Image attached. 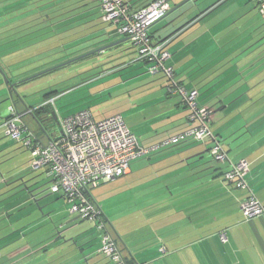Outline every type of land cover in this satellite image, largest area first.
<instances>
[{
    "label": "rangeland",
    "instance_id": "374dc122",
    "mask_svg": "<svg viewBox=\"0 0 264 264\" xmlns=\"http://www.w3.org/2000/svg\"><path fill=\"white\" fill-rule=\"evenodd\" d=\"M34 1L36 0H0V16H2L0 17V21H2L0 25H7L4 30L17 26V23L12 25H8V23L10 20L15 19L16 14L21 12L20 7L17 8L18 5L25 6V8H22V10H25L26 6ZM53 1L60 2V0ZM213 1L170 0L172 10L167 13L166 17L151 27L154 40L158 41L168 36L175 29L171 30L170 28L173 24L179 23L176 18L181 10L182 12H187L184 16L191 15L195 11L205 8ZM45 2L46 0H40L38 3L40 5ZM36 3L34 2V4ZM69 3L71 2H65L64 5L59 4L53 11H43L38 14V16L42 15V18L38 19V17L28 21L25 26H34L33 31L38 30L37 33L28 34L32 32L28 30L26 33L21 34L18 30L22 28L1 33L3 30L0 29V42H4L10 37L14 40L13 43H6L4 46H8L5 54L11 58V64L7 69L10 75L15 76L12 80L19 82L16 86L18 93H15L14 99L12 100L10 95L11 99H6L1 104L4 107H8L9 104H16L17 108L20 109L19 111H22L24 104H39L43 101L45 95L53 90L65 91L64 95L57 100V105L61 111L58 112V115L65 116L74 112V109L85 106L90 107L97 118L101 117V115L107 117L114 114H122L128 126L138 135L140 141H148V138L152 137L156 132L153 128L160 129V124L164 123L161 118H166V114L163 113L166 108L162 107L165 103H159L166 98V87L158 82V80L164 81L165 78L157 79L156 76L150 75L147 72L146 65L143 63H131L136 53L129 42H124L115 51L102 53L96 57H89L91 56L89 55L81 59L79 57L94 50L100 51V48L116 42L120 37H117L114 41L112 40V42L105 43L103 46L96 45L97 47L91 46L94 40H88L79 46H74V54H72L74 56L72 57L67 55L68 51L62 49L66 44L62 46L61 51L57 52L58 50L56 49L57 53L54 52L55 50L42 52L33 46L26 48L27 41L38 40L41 37L45 38L44 42L47 43L52 40L55 41L60 36H64L63 34L58 35L55 33L62 32L68 28H73L75 31L76 27L74 28V26L82 25V23H84L83 28L93 23H98V26L103 28V31L108 32L109 35L107 36H114L113 25L101 23L97 9H91L90 12L94 14L90 15V17L78 20V13L81 8H77L78 3L76 1H74V7ZM254 6V0H229L195 27L184 33L178 40L174 41L171 44V49L175 50L180 46L190 47V45L197 43L196 47L189 49V51L194 53V50L197 52L203 51L202 48L207 47L209 56L203 61L204 63L201 62L204 67V69L203 67L201 69L205 71L208 68L207 66L214 67L216 62L220 60L222 55L216 54H220L221 50H224V45L226 47V44L231 45L239 39H241L240 43L249 41L247 44L250 45L253 40L260 39L249 49V51L252 50L253 52L250 55L247 53L248 58L246 57L247 55L245 56L247 60L243 57L244 59L240 61L238 59L237 63L240 64L245 61L249 65H241V67L249 66L248 69L251 72L261 71L264 69V37L261 38L264 35V17L255 12ZM27 13L30 12L27 11ZM25 15L28 14L25 13ZM93 16L96 19L85 24ZM35 23L37 24L33 25ZM64 23H67V25L62 27ZM93 29L90 27L87 30L89 34L83 35L79 39L83 41L93 36L94 33L90 34ZM216 32H219L217 36L215 35ZM245 32H247L246 35L244 34ZM248 32H251V34H248ZM254 32L255 34H253ZM74 38L76 39L74 41L75 44L78 42V36L76 35ZM42 44L43 42L37 43L35 46ZM88 44L89 48H87ZM238 46L240 47V44L236 48ZM120 50V53L107 57L113 52ZM200 54L201 52L198 55ZM193 55L197 56L195 53L190 54V60L194 59ZM195 61V64H197L201 60ZM70 64L73 65L61 71L57 70ZM113 67L115 69L114 73L110 74L113 70L105 71ZM87 69L90 70L85 71ZM95 74L99 75V79L85 82V80ZM241 77L242 75L235 77L236 83ZM245 80L246 77L241 78L239 82L241 83ZM26 81L27 83H24ZM83 82L86 84H83ZM0 84L2 87L6 85L1 72ZM241 91L239 89L237 95ZM25 117L26 115H24ZM29 127L32 131L38 132V128L34 124L30 123ZM153 137L156 136L154 135ZM42 139L43 141H48V136L43 135ZM158 141H152L150 144L145 145L150 146L158 143ZM200 144L196 146L199 147ZM0 150H2L0 151V192L6 191V193L0 195V263L10 264L11 259L31 252L32 246L40 243L35 246L38 248L43 245L42 241L46 240L47 243H50L55 239L53 237L57 236L60 237L59 245L48 251V253L66 248L59 252V255H54L58 257L67 250L73 249L74 237L78 238L83 232L88 234L90 230L95 228L94 222L75 218L76 214L71 213V204L67 202L64 196L61 193L51 192L50 186L52 182L49 174L45 172V168L32 169L30 153L21 142L6 136L2 128H0ZM203 160L206 161L205 164H209L211 159L205 154ZM108 184L103 183L91 191L100 207L110 204V198L106 194L109 188ZM111 207L117 211L118 205L115 203ZM106 210L108 211L107 208ZM95 233L99 236L97 229ZM83 239H79V242H85L89 237L85 240ZM28 249L29 251L27 252ZM68 251L66 252L67 255L65 254L66 257L73 255V251ZM50 259L52 258L50 257ZM73 260L74 257H71L65 263L68 264Z\"/></svg>",
    "mask_w": 264,
    "mask_h": 264
},
{
    "label": "crops",
    "instance_id": "0c3cea01",
    "mask_svg": "<svg viewBox=\"0 0 264 264\" xmlns=\"http://www.w3.org/2000/svg\"><path fill=\"white\" fill-rule=\"evenodd\" d=\"M127 1L134 4L133 7H139L137 0ZM173 28L174 25L170 29ZM167 41L174 43L175 37ZM196 45L180 46L175 50L169 46L171 57L168 63L174 66L180 79L184 80L185 74L198 66L199 62L204 63L208 56L206 47L202 48L203 51L194 50L197 56L193 55L194 59L190 60V54L194 53L189 49ZM37 47L42 52H56L57 49L53 48L54 45H47V42ZM198 59L201 61L195 64ZM2 60L8 61L10 66L9 56ZM242 64L249 65L245 61ZM249 71L245 73L247 80L260 70ZM263 71L248 82L236 83L235 79L221 87L222 90L227 87L247 90L237 101L228 103L237 95L234 93L228 99L223 100L222 97L215 105L211 131L218 140H222L228 152L230 161L226 164L211 162L208 149L214 139L206 138L203 143L186 142L142 156L131 163L127 174L103 182L109 183L106 193L110 198L108 206L100 207L91 193V199L102 209L108 229L129 264H264V216L246 219L241 211V203L248 192L228 183L222 176L223 170L231 162L248 160V183L264 203V82L253 86L257 79L264 76ZM159 77L156 76L157 79ZM162 81L158 80L164 86ZM10 91L12 88L9 85L2 87L0 84V104L11 99ZM165 93L167 95V88ZM13 95L15 97L14 92ZM45 98L46 95L43 100ZM13 105L28 126L32 123L38 128V132L33 131L37 138L42 143H49V137L48 141H43V135L47 134L30 111L33 105L24 104L22 111L16 104ZM11 106L0 105V125L9 116ZM54 107L61 112L57 104ZM78 109H74V112ZM102 117L105 116L99 118ZM58 134L55 133L56 136ZM197 144L200 146L197 147ZM205 154L211 159L209 164L203 160ZM45 172L48 173L47 168ZM115 203L118 205L117 211L111 207ZM75 218L81 219L77 214ZM95 232L94 228L88 234L83 232L85 234L74 237V252L78 254L74 260L82 257V253L86 264H111L98 252L99 238ZM221 233L226 234V242L221 240ZM84 237L89 239L85 240ZM79 239L85 242H79Z\"/></svg>",
    "mask_w": 264,
    "mask_h": 264
},
{
    "label": "built area",
    "instance_id": "2783aa9c",
    "mask_svg": "<svg viewBox=\"0 0 264 264\" xmlns=\"http://www.w3.org/2000/svg\"><path fill=\"white\" fill-rule=\"evenodd\" d=\"M97 1L103 21L111 23L116 32L127 36L135 47L134 61H144L149 74H163L172 81L169 92L179 95L188 106L190 127L147 146L141 143L122 114L97 118L90 109H80L60 116L59 134L45 144L12 105L0 128L6 136L21 142L29 151L32 169L47 168L52 182L51 192L64 196L71 204V213L95 223L99 231L98 251L111 264H128L108 229L102 209L91 199V190L127 174L131 163L142 156L185 140L203 141L211 134L214 110L198 104V90L188 89L175 81V70L167 63L171 57L168 41H155L151 36V27L169 12L170 0H153L139 8L132 7L126 0ZM257 1L260 12L264 14V0ZM60 95L46 100L43 105H55ZM210 154L216 161L228 160L220 142L213 144ZM249 172L250 163L246 159L231 162L224 172L228 183L248 192L241 203L246 219L264 216V203L248 183ZM220 237L223 242L228 240L225 233Z\"/></svg>",
    "mask_w": 264,
    "mask_h": 264
},
{
    "label": "trees",
    "instance_id": "16d2710c",
    "mask_svg": "<svg viewBox=\"0 0 264 264\" xmlns=\"http://www.w3.org/2000/svg\"><path fill=\"white\" fill-rule=\"evenodd\" d=\"M74 1H76L78 3L77 8H81V11L78 13L79 14L78 18L76 17L78 20H82L84 18L86 19V17H88V16L90 17V15L94 14V13L90 12L91 9L95 8L99 12L98 18L101 20V23H103V24L104 23H109V22L103 21L102 15H101V11H100L99 2L97 0H60L59 3H57V1L54 2L53 0H46L45 3H42L40 5L38 3V2H40V0H36V1H34V2H37L36 4H34V2L28 4L26 6L25 10H22V8H25V6L22 7L21 4L18 5V6L16 5L17 8L20 7L21 12L16 14L15 15L16 16L15 19L14 20H10L8 25H12V24L17 23V26L11 27V28L9 27L7 30L6 29L4 30V28L7 25L6 24L0 25V29L3 30V31L1 30L2 31L1 33H5V32H8V31L10 32V31H12V30H14L16 28L17 29L22 28V29L18 30V32H20L21 34L26 33L28 30L32 31V32H30L28 34L37 33L38 30L33 31L34 30L33 29L34 26H32V25L29 26V27L25 26L28 21H31L32 19H34V18L36 19L38 17H39L38 19L42 18L43 17L42 15H41L42 17L38 16L39 13H42L43 11H48V10H52L53 11V9L55 7H57V6H59V4H63L64 5L65 2H71L69 4L74 7ZM152 1L153 0H137L136 3H139V7H142V6L148 5ZM195 1H197V0H195ZM228 1L229 0H214L213 2L208 4L205 8H203V9L197 11V12L195 11L191 15L182 16L180 18L179 17L180 15H182V14L185 15L187 13V12H182V10H181L180 13L177 14V18H176L177 21H179L181 19L179 21L178 25L173 24L175 29L171 33H169L168 36H166V37H164V38H162V39H160L158 41H167L168 39H170L172 37H175V41L178 40L182 35H184V33H186L191 28L195 27L198 23H200L202 20H204L206 17H208L212 13H214L216 10H218L223 4H225ZM254 1H255V6H254L255 12L259 13L260 15H262L264 17V14H262L260 12V6L258 4V1L257 0H254ZM133 5H131V6L133 7ZM16 6H14V7H16ZM14 7H12V8H14ZM40 7H42V8L40 9ZM139 7H134V8H139ZM27 11L30 12V13H27ZM25 13L28 14V15H25ZM0 17H2V16H0ZM178 18H180V19H178ZM7 19H10V18H7ZM94 19H96V18H94V16L92 18H89L85 22V24L87 22H93ZM20 20H23V21L20 22ZM1 22L2 21H0V23ZM36 24L37 23H35L33 25H36ZM83 24L84 23H82V25L79 24V25L74 26V28L76 27L75 31L73 30V28H68V29H64L62 32L55 33V34H58V35L59 34H61V35L63 34L64 36H60L57 40L55 39L56 41L52 40L51 43L48 42L47 45H54L53 48H57V50H58L57 52L61 51L62 49L66 50V51H68L67 55L72 57V56H74V55H72V54H74V46H79V45L83 44L84 42H86L88 40H94V42L92 43L91 46L92 47H97V46H103L107 42H112V40L114 41L119 36L127 37L125 35L118 34L116 32V29H115L114 26H113L114 27L113 31H114L115 34H114V36L111 37V36H107V35H109L108 32L103 31V28L99 27L98 23H93V24H91L89 26H86L84 28H83ZM66 25H67V23H64L62 25V27L66 26ZM90 27L94 28L93 31L90 32V34L94 33V35L88 37L87 39H84L83 41H81L79 38H81L83 35L89 34V33H87V30ZM71 30H72V32H71ZM50 31H52V30H50ZM218 33L216 32L215 35L217 36ZM12 34H14V33L12 32ZM244 34L246 35L247 32H245ZM248 34H251V32H248ZM253 34H255V32ZM253 34H252V36H253ZM76 35L78 36V38H77L78 42L74 44V41L76 40L74 37H76ZM151 36L153 37V33H151ZM263 37H264V35L261 38H263ZM10 39H11V37H10ZM45 40H46L45 38L41 37L40 39L38 38V40L27 41L25 46H26V48H30V47L33 46V47L38 49V47L35 46V44H37V43L39 44V43H42V42L44 43ZM240 40L241 39H239L237 42H233L231 45L226 44V47L224 45L223 46L224 50L223 51L221 50L220 54H216V55H222L220 60H218L216 62V64H215L216 68H215V66L214 67L213 66H207L208 68L204 71L203 70L204 69L203 64L201 62H199L200 65L195 66L193 69H190L189 72L187 73V75L184 76L185 77L184 80L179 78V74L177 75V72H176V69L174 68V66L167 62L169 65L173 66V68L175 70V74H176L175 81L178 84H182V85L186 86L188 89H192V90L196 89V90H198V92H199L198 104L200 106L211 107L214 110V115H215V105L218 102H220L222 97H223V100L228 99V98H230L232 96V94L237 93V91H238L235 88L232 90L231 89L232 87H227V88L222 90L221 87H224V85L230 83L232 80H235V77L238 76V75H242L241 78H245L246 77L245 73H246L247 70H249L248 69L249 66L241 67V65H243V64L242 63H240V64L237 63V60L239 59V61H240V60L244 59L243 57H245L247 55V53L250 54L251 52H253L252 50L249 51V49H251L260 39L253 40L252 43H250V45L247 44L249 41H246V42L242 41L240 43ZM13 41H14L13 39H11V40L6 39L4 42H0V53H1L0 54V67L5 72L7 78L10 79V82H13L12 79L15 76L10 75V73H9V71L7 69L8 66H9L8 63H7L8 61H4L2 59L4 57H6L5 52H6V49H8L7 48L8 46H4V44L13 43ZM128 42L131 43L130 40ZM64 44H66V45H64ZM171 44L172 43H170V42L168 43L167 42V48L169 50H170L169 46ZM238 44H240V47L238 46L236 48V46ZM122 45H123V43L118 44V45L110 47L109 49H107L105 51H102V52H100L98 50V51H95L94 53L90 54L91 56H89V55L88 56L89 57H96L98 55H101L102 53L112 52V51H115L116 49H118ZM131 45H132V43H131ZM62 46H63V48H62ZM89 47L90 46L88 44L87 48H89ZM132 47L134 48L135 53H136L135 47L133 45H132ZM23 48H25V47H23ZM120 52H121V50L117 51V52H113L112 54L108 55L107 57L113 56V55H115L117 53H120ZM208 56H207V58H208ZM107 57H105V58H107ZM135 57H136V55H135ZM134 58L131 60V63H135V64L136 63H143L147 67V64L144 61H134ZM101 59H103V58H101ZM71 65H73V64L63 66V67H61V68H59L57 70L61 71L62 69H65V68H67V67H69ZM118 67H122V66H118ZM202 67H203V69H201ZM90 69H92V68H90ZM90 69H87L85 71H88ZM109 70H113V72H111L110 74L115 72L114 67L113 68H108L105 71H109ZM200 71H202V73H200ZM232 73H235V74H232ZM249 73H252V72L249 71ZM258 73L255 74V76L254 75L251 76L248 80L246 79L245 82L246 81L248 82L251 79L257 78L258 77ZM152 76H161L159 78H165L163 83H164V86L167 88V95L165 96L166 98L164 100L160 101L159 103H163V102L165 103V104H163L162 107L166 108V110L163 112L164 114H166V118H161V121L163 120L164 123L160 124V127H159L160 129L155 128L156 132H155L154 135L156 137H153L154 135H152V137L148 138L151 141L147 142V143H144V144H150L152 141H158V140L160 141V140H162V139H164V138H166L168 136L174 135V134H176V133H178V132H180V131L188 128V127H190V125H191V121L188 118V114H189L188 106L183 102L182 98L179 95H173V94H171L169 92V87L172 84V81H170L163 74L152 75ZM241 78L239 80H241ZM97 79H99V75L95 74V75L91 76L90 78H88L87 80H85V82L89 81V80L94 81V80H97ZM185 79H187V80L185 81ZM239 80L237 82H239ZM85 82H83V84H86ZM223 82H225V83L222 85ZM262 82H264V76L261 79H259V80L257 79L256 82H254L253 86H258L259 83H262ZM24 83H27V81L24 82ZM246 92H247V90H242L238 95H236L228 103H231L234 100L240 98ZM62 93L63 92L60 91V90H53V91H51V92L46 94L47 98H45L42 102H40L39 104H35L33 106H30V111H31L32 115L35 118L38 119L39 124L42 127V130L48 135V137L50 139H54V137H56L55 133H57V134L59 133L58 125L56 123V120L54 119L55 116L52 114V112L55 111L56 112V116L58 118V112L55 109L54 104L53 105L52 104L43 105V103L46 100H48V99H50L52 97H55L57 95H60ZM60 98H58V99H60ZM55 104H57V101H56ZM85 107L81 108V109H90L91 110L90 107H86V108ZM78 110H80V109H78ZM161 129H162V131H161ZM211 135L212 136H208L206 138L208 140L214 139V142L212 143V145L208 149L209 156L211 157L212 162H214L217 165L226 164L227 161H230L229 160V156H228V160L223 161V162L216 161V160H214L212 158V156L210 154V150H211V147L213 146V144L216 143V142H220L222 144V146H223L224 150L226 151L227 155H228V152H227L226 148L224 147V144H223L222 140H218L213 135L212 131H211ZM206 138L204 140H207ZM203 141H196V140H188L187 141V140H185V141H181L179 143L173 144V145L168 146V147L179 146V145H182V144H184L186 142H191V144H193V143H198V142H203ZM235 163H237V162H235ZM229 166L230 165H228V168H229ZM228 168L223 170V174H222L223 178H224V172ZM4 193H6V191H4V192L1 191L0 195H2ZM53 238H56V240L54 242L47 243L46 240H44V241L41 242V243H43V245H41L40 247H38V248L35 247L36 245H38L40 243L32 246L31 249L29 248L31 250V252H29L27 254L25 253L22 256L18 257V258L11 259L10 260V264H42L43 262H44V264H66L65 262H67L68 259H70L71 257L72 258L73 257L76 258V256H78V254H74V248L70 250V251H73L72 252L73 255H70L68 257H66V255H67L66 252L68 250L66 252H64L63 255H61V256H58V257L54 256L56 254L59 255V252L65 250L66 248L56 250V251H54L52 253H48V251L54 249L55 247H57L59 245L58 241H59L60 237L57 236V237H53ZM98 238H99V236H98ZM73 243H74V241H73ZM99 245H100V242H99ZM29 249L27 250V252L29 251ZM70 251H68V252H70ZM81 256L82 257L78 258L77 260H73V261H71L68 264H86V260H84L82 253H81ZM50 257L52 259H50ZM0 264H2V263H0Z\"/></svg>",
    "mask_w": 264,
    "mask_h": 264
},
{
    "label": "water",
    "instance_id": "95a60500",
    "mask_svg": "<svg viewBox=\"0 0 264 264\" xmlns=\"http://www.w3.org/2000/svg\"><path fill=\"white\" fill-rule=\"evenodd\" d=\"M188 1H190V0H188ZM182 16H184V15L182 14V15H180L179 17L181 18ZM178 19H179V18H178ZM128 41H129V38H128V37H123V38L117 40V41L114 42V43H110L109 45H105V46H103L102 48H100V52H101V51H105V50L109 49L110 47H113V46H116V45H118V44H121V43H124V42H128ZM95 51H97V50H94V51H92V52H88L87 54H85L84 56H81V57H79V58L81 59V58L87 57L88 55L94 53ZM79 58H78V59H79ZM70 61H74V60H70ZM62 65H64V64H62ZM62 65H61V66H62ZM0 72H1L2 76H3L4 79H5V83L7 84V86L9 85V86L12 88V91H10V95H11V98L14 99L13 92H14V93H16V92L18 93L16 86H17V84H19V82H18V81H17V82H10V79L7 78L5 72L2 70L1 67H0ZM20 83H21V82H20ZM52 114L55 116L56 123H57V125L59 126V119H58L57 116H56V112L53 111ZM36 120H37V122L39 123V121H38L37 118H36ZM40 126H41V125H40ZM41 128H42V127H41Z\"/></svg>",
    "mask_w": 264,
    "mask_h": 264
}]
</instances>
